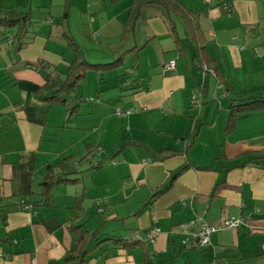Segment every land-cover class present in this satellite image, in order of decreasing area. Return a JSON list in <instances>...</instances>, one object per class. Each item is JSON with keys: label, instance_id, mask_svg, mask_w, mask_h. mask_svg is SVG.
Masks as SVG:
<instances>
[{"label": "crops", "instance_id": "obj_1", "mask_svg": "<svg viewBox=\"0 0 264 264\" xmlns=\"http://www.w3.org/2000/svg\"><path fill=\"white\" fill-rule=\"evenodd\" d=\"M176 1L199 13L213 73L203 75L200 52L185 25L182 37L172 27L162 42L154 26L136 36L143 11L157 5L144 7L133 30L125 32L131 0L121 34H132L133 41L109 63L130 56L133 64L125 75H134L142 54L158 41L159 50L146 53V85L141 77L126 88L117 83L113 88L124 94L116 98H103L98 88V96L86 100L92 106L86 110L77 96L71 104L79 109L71 117L69 107L36 94L45 77L63 79L74 60L70 39L78 44L70 25L61 31L48 14L30 18L28 29L35 34L19 51L6 36L0 38V46H9L5 55L0 53V264H264V158L243 157L264 156V110L240 117L226 132L231 101L264 93V0ZM89 22L85 29L95 39H111L102 33L103 25L96 28L93 18ZM89 32L86 37L92 39ZM171 60L174 70L165 72ZM219 84L226 97L217 91ZM117 108L135 112L118 116ZM101 148L107 150L106 161ZM160 151L168 156L157 158ZM64 159L78 171L75 182L55 187L47 206H17L29 197L39 201L48 165ZM162 187L167 189L152 200ZM238 216L248 220L238 230L214 233L206 248L191 246L181 233L180 226L193 218L216 226ZM73 225L98 231L99 240L90 243L83 262L65 261L77 245ZM154 228L159 234L151 245L146 235ZM137 235L141 240L133 246L113 243H129Z\"/></svg>", "mask_w": 264, "mask_h": 264}, {"label": "trees", "instance_id": "obj_2", "mask_svg": "<svg viewBox=\"0 0 264 264\" xmlns=\"http://www.w3.org/2000/svg\"><path fill=\"white\" fill-rule=\"evenodd\" d=\"M3 1H16V0H0V38L6 36L7 39L11 40V45L13 46L15 51L21 50L28 43L25 39H32L34 32L29 31L28 23L30 21L29 14H25L19 18L11 19L9 17V13L11 8L5 7L2 2ZM148 5H157L162 7L170 16H174L180 19L184 25L186 26L190 40L194 41L200 54L199 63L201 65H206L209 69L215 70L216 68L211 66L210 59L206 56L203 46V36L199 28L198 24V14L190 11L184 5L179 3L176 0H133V3L130 7L127 21L125 24V32L132 31L134 28V23L138 16L140 15L141 10ZM202 13V12H201ZM68 14L66 11L63 13V18L66 19ZM31 35V36H30ZM177 40L178 48L177 50H183L180 47V40ZM70 46L72 47L75 57L74 60L68 65L64 78L61 76L51 78L50 76L45 77V84L42 88H40L36 94L38 98L42 101H49L52 103H60L69 107V116H74L77 114L79 105L71 104V101H75L76 98L73 94L77 88L81 86V82L86 76V72L88 70L96 71L97 73L101 71L100 75L106 74L113 69H116L118 66L122 65V59H118L109 64H96L91 65L86 61L83 52L79 49L76 43L70 39ZM229 117L226 126V132L233 131L237 120L240 117H245L249 114L260 112L264 110V93L261 96L250 97L245 95L239 99H233L231 104L228 107ZM123 149V146L119 149V152ZM157 158H165L167 157V153L165 151H160L156 153ZM248 161L258 160L262 157L257 156H243ZM78 171L76 167L70 166V159H64L60 161L58 164L47 167V174L42 179L39 187V201H32L31 197L28 199H24L23 201H19L17 206L23 207L25 205L31 206H47L51 202L52 198V190L62 184H70L74 183L76 179L72 177L77 175ZM167 188L162 187L157 189L152 195V200L157 198L160 194H162ZM72 233L76 237V248L71 251L70 255L67 256L65 261L75 260L78 262H83L87 255L88 247L92 241L98 242V231L91 230H82L81 226H72ZM138 239L132 238V240L127 243L123 240L116 241L113 240L114 244H118L119 246H133L139 241ZM104 242V241H102ZM9 254H13L12 252H7ZM147 256V254H146ZM147 264H150V261L147 260ZM63 263V262H62ZM61 263V264H62Z\"/></svg>", "mask_w": 264, "mask_h": 264}, {"label": "rangeland", "instance_id": "obj_3", "mask_svg": "<svg viewBox=\"0 0 264 264\" xmlns=\"http://www.w3.org/2000/svg\"><path fill=\"white\" fill-rule=\"evenodd\" d=\"M130 2L131 0H16L3 1L2 4L7 8L12 7L9 13V17L11 19L19 18L20 16L28 13L30 18L36 21L42 20L46 14H48L53 17L55 24L59 26L61 31L63 29L67 30L66 26L69 24L71 28L70 30L72 31L73 36L76 37V42L80 50L83 52L86 61L91 65H96L97 63H109V58L111 56H117L118 53L123 54V48L127 45V43L133 41L132 34H126L124 38H122L123 35L121 34L122 24L125 16L124 12L130 5ZM89 4H93L94 7L92 6V8L88 9L86 13H82L81 11L86 10L85 7H87ZM64 11L69 14L68 19L63 18ZM172 17L175 19L173 21L174 23L168 19L166 12L161 7L149 6L148 9L143 11L142 17L138 20L135 34L137 37L141 38V36L148 33V27L154 26L161 32L162 35L159 36L158 39L159 42H162L164 39L169 37L168 35L164 34L168 32L172 34L171 28L174 27L179 33V36L182 37L185 31V26L182 24L180 19L174 16ZM90 18L96 20V28L98 25H103L104 30L102 33L111 39H95V37H93L94 33L92 34L91 31L89 32L88 29H85V26L88 27L91 24L89 22ZM87 32H89L88 35L92 37V39H87ZM159 47L158 41H156L155 44L148 46L146 52L142 54V58L140 59V71H133L134 75H125V73H127L125 72L126 69H130L133 64L132 58L130 56L124 57L122 65L118 66L112 71H109L106 73V75L103 74L105 78L104 84H100L103 77L100 75L101 71L97 73L96 71L88 70L86 72L85 78L81 82V86L77 88L73 94V96H80L82 98L83 101L81 102V110H86L92 107L91 105L86 104V100L96 98L98 96V88L104 91L100 93V96L103 98H116L119 94H124L120 93L119 88H113L117 83H120L123 88H126L130 85L129 81L133 80L134 78L141 77L140 81L143 86H145V82L148 80V75L146 73V53L150 52L151 54L149 56H151L152 50H159ZM7 49H9L7 43L2 42L0 46L1 55H5V51ZM262 49L264 48L262 47ZM70 53L71 50H69V52L67 51L68 55L66 54V56H70ZM177 58L179 61H181L179 56H177ZM96 74H98V76ZM210 88L214 89L215 87ZM208 99L209 100L207 103L210 105V100L212 99L211 95L208 97ZM222 100V98L217 99V101L220 102ZM217 101H213L212 104L217 106ZM117 104L120 105L119 103ZM206 105L207 104H205V106ZM111 115L113 114L111 113ZM106 151L107 150L103 148H101L99 151L100 157L105 159V161L109 159Z\"/></svg>", "mask_w": 264, "mask_h": 264}, {"label": "built area", "instance_id": "obj_4", "mask_svg": "<svg viewBox=\"0 0 264 264\" xmlns=\"http://www.w3.org/2000/svg\"><path fill=\"white\" fill-rule=\"evenodd\" d=\"M224 9L228 12H230V9L227 5H224ZM9 44H11V40L9 41ZM175 67V60H171L164 64L163 69L165 72H171L174 70ZM201 71L204 76L208 75L209 73H213V70L209 69L206 65L200 66ZM220 90V95L223 97H226L228 95L227 91L223 88L221 84L217 85V91ZM217 95V94H216ZM192 103L195 105L196 108L200 106L198 96L194 95L191 97ZM132 112H135L134 109H128V110H121L119 108L116 109V114L118 116H128ZM183 204V202H182ZM24 209H27L28 206H23ZM104 209L99 208L98 212L103 213ZM248 220L245 216H238V217H227L224 219L221 224L212 226L208 225L207 223L203 222L200 218H193L189 222L182 224L180 226L181 233L185 237V242H189L191 246L197 247V248H206L210 245V237L220 231V230H238L242 224L246 223ZM159 234V229L154 228L151 230L147 235L146 239L149 244L153 245L155 243V239L157 235ZM138 240H141L140 236H136Z\"/></svg>", "mask_w": 264, "mask_h": 264}]
</instances>
